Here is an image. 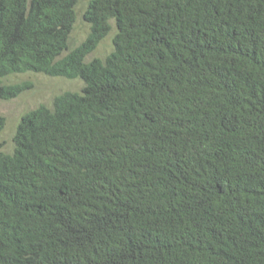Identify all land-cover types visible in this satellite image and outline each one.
<instances>
[{"label":"trees","instance_id":"obj_1","mask_svg":"<svg viewBox=\"0 0 264 264\" xmlns=\"http://www.w3.org/2000/svg\"><path fill=\"white\" fill-rule=\"evenodd\" d=\"M76 3L0 0V100L83 84L0 151V264H264V0H89L67 51Z\"/></svg>","mask_w":264,"mask_h":264},{"label":"rangeland","instance_id":"obj_2","mask_svg":"<svg viewBox=\"0 0 264 264\" xmlns=\"http://www.w3.org/2000/svg\"><path fill=\"white\" fill-rule=\"evenodd\" d=\"M89 0H77L75 6V23L68 40L70 51L85 40L89 33V27L83 20V14ZM115 27L112 25L111 32L106 36L97 48L85 58L88 62L94 58L104 59L112 50V38ZM66 54L65 52L62 54ZM30 82L31 88L24 91L16 98L0 100V116L5 120V126L0 133V151L10 153L13 148L12 138L16 126L22 115L35 109L39 105L51 106L55 96L64 92H79L83 86L78 79L67 80L64 78H51L42 74L25 73L10 75L4 79L6 84Z\"/></svg>","mask_w":264,"mask_h":264}]
</instances>
